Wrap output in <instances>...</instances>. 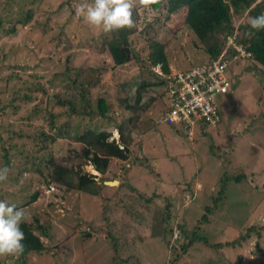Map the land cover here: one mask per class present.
I'll use <instances>...</instances> for the list:
<instances>
[{"label": "rangeland", "instance_id": "374dc122", "mask_svg": "<svg viewBox=\"0 0 264 264\" xmlns=\"http://www.w3.org/2000/svg\"><path fill=\"white\" fill-rule=\"evenodd\" d=\"M160 1L155 11L137 3L136 34L129 41L134 60L114 67L104 46L108 34L90 26L76 12L78 6L92 0H30L25 8L32 14L24 26L16 23L19 3L14 0L2 11L4 0H0V168L9 169L7 180L0 182V201L22 209L26 223L36 220L45 230V234L35 231L44 250L27 255L24 264H114L123 259L124 264H217L210 260V252L198 247L201 245H194L191 250L197 251H190L179 261L175 244L165 248L167 240L163 236L170 233L169 243L178 236L175 226L165 227L156 219L167 202L178 215L189 203L194 205L190 210L197 212L205 200L212 212L202 222L199 234L207 237L208 229L212 241L234 237L240 221L264 225L263 67L249 58L239 64L228 63L224 77L230 91L215 98L219 107L225 105L219 113L221 123L214 128L196 125L186 138L151 122L159 112V102L146 111L136 109L122 116L118 111L119 105L126 104L125 94L136 89L134 84L159 78L153 72L156 66L148 65L145 38L164 44L171 72L205 64L206 56L192 46L193 37L183 25L184 12L167 14L170 6ZM250 19L244 11L232 16V23L239 29L248 27ZM10 27L14 29L11 35L5 33ZM67 69L72 78L79 75V91L91 110L96 98L107 97L114 111L111 123L100 125L97 120L93 125L84 115L71 117L64 109L47 110L48 99L55 92L52 88H60V101L73 89L67 85ZM121 85L128 88L126 93ZM77 91H71L75 99H79ZM154 91L153 96H161V88ZM48 114L54 116L51 130ZM127 118L135 121L128 123ZM121 122L123 136L130 134L132 138L128 160L109 158L103 175L93 173V167L87 164L90 158L82 159L74 137L82 129L105 130L110 133L108 141L118 143L113 123ZM40 132L49 133V143L40 138ZM48 153L63 157L55 160L63 168L45 181L47 170L44 165L37 166V159ZM91 158L96 162V157ZM127 165L130 169L125 175L123 167ZM77 167L81 173L96 176L92 193L62 186L64 172L71 174ZM111 181H117V185H102ZM125 185L131 189V197L123 192ZM220 186L225 188L224 193L212 205L210 192L214 189L215 196ZM254 187L257 190L249 192ZM33 192L38 193L37 199L25 206ZM155 192L167 199L166 203L163 198H153ZM138 200L149 203L137 216V208L130 202ZM245 214L247 220L242 217ZM198 216L194 213L187 222ZM253 240L242 243L240 251H227L228 264H264V242L255 245ZM113 242L118 249H112ZM16 258L0 257V264H17Z\"/></svg>", "mask_w": 264, "mask_h": 264}, {"label": "trees", "instance_id": "16d2710c", "mask_svg": "<svg viewBox=\"0 0 264 264\" xmlns=\"http://www.w3.org/2000/svg\"><path fill=\"white\" fill-rule=\"evenodd\" d=\"M14 0H4V3L2 4L3 7L1 10L3 11L7 5H11ZM19 3L18 5V11L16 12V23L19 26H24L26 22L30 19L32 12L29 8H25L26 5L30 4V0H15ZM167 2V5H169V9H166L167 14H176L177 12L183 11L184 18H183V25L185 28L190 32V34L193 37V41L191 42L192 46L197 47L201 49L204 56L208 60L215 59L222 47H223V40L224 35H231L236 30V39H238V42L244 47L245 51L249 53V59L252 60L254 63L258 64L259 66L264 68V30L255 31L251 30L250 27L246 26L243 27L240 26L239 29L234 28V25L232 23V16H239L244 11H247V14L249 17L253 18L261 13H264V0H260L259 2L255 3L256 0H165ZM161 4L160 0H156L155 3H152L150 7H148L150 10L155 11L159 8ZM165 19H167V16H165ZM133 20L138 21V16L136 14V11H133ZM242 30H245V33L242 34ZM224 31V35L222 32ZM252 31L253 35L249 36L248 32ZM238 32V34H237ZM7 34L11 35L14 33L13 27H10L9 30H6ZM136 34V26L128 29H122L118 31H114L110 34H108L107 40L104 42L105 49L108 52V55L112 61V64L114 67H118L124 64L125 61V53L122 51V48H127L130 52L129 57H127V62L130 60H134L132 51L130 50V40H133V37H135ZM145 41H148V54H147V61L148 65L150 67L159 66L160 72L166 76L170 75V69H169V61L167 59V56L165 54V47L164 44L153 40L151 38H145ZM239 62H242L241 60H238ZM247 61V60H246ZM196 67V64L189 66L188 68L184 69L183 71H188L191 68ZM65 73L67 76V85L68 87H72L71 91H77V95L79 99L73 98L71 91L69 94H67L68 98L65 100L59 99L60 96V90L58 88H52L55 90L51 100L48 99V111H53V109H64V112H67V116H86L89 118V122L95 124L97 120L99 121V124L102 125L103 123H111L114 119L112 116L114 111L110 107L109 103L107 102V97L100 96L96 98L94 101V110H91L90 105L88 102L85 101L84 96L81 91H79L82 87V83L79 82V75H75L72 78L71 72L67 69ZM136 85L135 90H131V93L127 94L128 88L126 86L121 85V90L125 92L126 96L123 98L124 101H126L125 106L119 105V112L122 115L125 114V112L129 111H146L148 108L152 107V105L156 103L161 104L160 111L162 112L165 109L167 98L168 97V91L165 89V80L162 78L154 79L153 81L148 80H142L139 83L134 84V87ZM58 86V85H57ZM67 87V88H68ZM77 88V89H75ZM127 88V89H126ZM158 88V90L161 88L160 95L161 96H153L152 94L155 93L154 89ZM60 89V88H59ZM165 97V98H164ZM54 104L50 106V102L53 101ZM128 101L129 105H128ZM217 104V102H216ZM220 104H217L218 108V114L221 113L220 109L225 108V105L219 107ZM81 108L82 111L78 112V109ZM116 113L117 115L119 114ZM160 112V113H161ZM137 115V114H136ZM220 117V115H219ZM54 116L52 114H48V126L51 130L53 128L54 123ZM132 121H135V118H127L126 122L132 123ZM221 123V117L219 124ZM118 124V123H117ZM113 123V127H115L116 133L119 137V142L115 143L114 141H108L109 139V132L104 131H98L93 132L92 130L82 129V132L74 137L76 139L75 142H77L80 145L79 154H81V157L83 160H89L90 166L93 167L94 171L98 174H103V171L106 169L107 160L109 158L118 159L119 161H127L128 155H129V142H131L132 138L130 134H126L123 136L122 130L124 128V123L121 122L120 124ZM218 124V125H219ZM204 126V125H199ZM168 127L169 133H175L179 136H184L186 138V130L183 128V125L179 126H166ZM49 133L40 132V138H45L44 140L49 143L50 142V136ZM48 136V137H47ZM53 142V141H52ZM121 147V149H120ZM43 150V149H42ZM41 151V150H39ZM78 152V150L75 152V154ZM92 155L95 158V161L93 160ZM56 159L61 160V158H54L52 154L48 153L45 154V157H40L37 159L38 164L37 166L44 165L45 169L47 170V174L45 175V181L46 179H52L54 176L59 174L60 170L59 168H63V166L57 164L55 161ZM77 159V157H76ZM4 162L7 163V158H4ZM96 163V166H95ZM30 167H34V164L31 163ZM65 170H68L64 168ZM123 171L125 172V175L128 174L126 172L130 169V167L127 165L125 168L123 167ZM96 176L88 175L87 173H81V170L77 167L75 171L70 172H64L62 175V186H65L67 190L72 191L75 189L76 191L81 192H87L88 194L91 192V187L93 188V185L96 183ZM60 182V183H61ZM126 183V181H124ZM222 183H226V181L223 179ZM123 192L126 191L131 197V189L127 188L126 185L123 186ZM225 188L223 186H220L215 189V196L214 198L213 191L210 192V198L208 199L209 202H211L212 205L216 204L217 199L222 196L224 193ZM256 187L253 189H250L249 192L256 191ZM156 195H152L153 198L162 199L163 197L155 192ZM38 193L33 192L31 196L28 197V199L25 201V206L35 202L37 199ZM139 198V197H138ZM141 194V199H143ZM122 200V199H119ZM167 199L163 198V202L166 203ZM191 202V201H190ZM259 202L258 200L254 201ZM131 205L135 206L137 208V216L141 215L142 209L144 208L145 204L149 203L148 201L140 202L133 201L130 202ZM186 205L183 207L180 211V215L173 214L172 212V205L171 203H166L164 212L163 209L160 210V214L156 217V219H160V223L164 225L165 227H173L175 226L178 229V236L175 238L174 241L169 243V235L163 236L167 242L165 243V248L171 249L173 245L174 249L178 247L176 252V260L179 261L183 257L187 256L190 251L194 250L197 251V249L191 248L194 245H201L198 246L202 249L203 252H210V260L215 261L217 264H228L231 262L226 255H228L227 251H231L235 248H238L239 251L242 247V243L248 242L252 239H254V243L259 244L260 242H264V225H258V224H249L247 225L244 221H240L237 229L235 228L236 235L232 238L223 239L222 241H212L210 235H208V229H206V235L201 236L199 233L201 232L202 228V222L206 219V216L210 215L212 212V209L207 207L205 204V200H203L200 205L197 212H192L190 210V207L192 208L194 205L193 203L190 205ZM201 204H205L202 206ZM252 207L251 205H248V208ZM247 208V209H248ZM211 209V210H210ZM187 210H190V212L183 216L184 213ZM202 211V214L199 211ZM250 212V210H249ZM248 212V214H249ZM194 213L199 214L198 217L194 218V221L192 222L188 221V218H190ZM204 213V214H203ZM203 215V216H202ZM202 216V217H201ZM184 217L185 220H184ZM201 217V218H200ZM244 217V220L248 219L247 214L242 215ZM200 218V219H198ZM187 219V220H186ZM198 219V220H197ZM21 229L23 230L25 234V240L23 241V244L25 245L23 254L17 256L14 262L22 263L24 264L25 257L29 254L34 253H40L44 250V246L39 238V236L35 233V231L40 230L41 233L45 234V230L37 223L36 220H34L31 223H22L20 225ZM226 229L224 228L223 231ZM234 232V231H233ZM223 232L220 233L222 235ZM163 238V241H164ZM113 250L118 249V246L116 242H113L111 245ZM200 251V250H199ZM117 259V258H115ZM225 259V261H224ZM208 261V260H207ZM126 262V259L116 261L114 264H124ZM17 263V264H18ZM174 263V261H173ZM206 262H204L205 264Z\"/></svg>", "mask_w": 264, "mask_h": 264}, {"label": "built area", "instance_id": "2783aa9c", "mask_svg": "<svg viewBox=\"0 0 264 264\" xmlns=\"http://www.w3.org/2000/svg\"><path fill=\"white\" fill-rule=\"evenodd\" d=\"M248 56L234 36L226 35L225 45L215 59H206L204 65L188 71L172 73L166 79L167 103L157 117L158 122L174 127L183 125L187 136L193 134L196 125L216 127L220 117L215 98L230 91L224 77L227 65Z\"/></svg>", "mask_w": 264, "mask_h": 264}, {"label": "clouds", "instance_id": "9594fccd", "mask_svg": "<svg viewBox=\"0 0 264 264\" xmlns=\"http://www.w3.org/2000/svg\"><path fill=\"white\" fill-rule=\"evenodd\" d=\"M155 2L156 0H92L91 3H84L78 6L76 12L78 16L82 15L90 26L101 29V31L107 35L114 31L135 27L133 10L137 3L143 7H150V5ZM249 27L251 30L255 31L264 30V13L251 18ZM248 35H253V32L249 31ZM225 36L226 35H224V39L222 38L224 41L223 46L225 45ZM231 36H234L235 42L244 49L238 42V39H236V33L233 32ZM248 57L240 60L243 61ZM239 63L238 61L235 64ZM199 65L200 64H196V66ZM153 72H155L159 78L165 80V85L167 83V77L174 73L170 71L169 76H164L160 72L159 66H156V70ZM93 172L95 171L93 170ZM8 173L9 169L7 167L0 168V182L7 180ZM25 222V213L22 209H16L14 205H9L0 201V257L19 256L23 254L25 248L23 244L25 234L20 225Z\"/></svg>", "mask_w": 264, "mask_h": 264}, {"label": "crops", "instance_id": "0c3cea01", "mask_svg": "<svg viewBox=\"0 0 264 264\" xmlns=\"http://www.w3.org/2000/svg\"><path fill=\"white\" fill-rule=\"evenodd\" d=\"M152 107H154V104L152 105ZM160 108H161V104L159 105V112H158V114L156 115V116H154V117H152V123L154 124V125H164V124H162V123H160V122H158V120H157V117H158V115L160 114ZM164 126H166V125H164ZM117 134V133H116ZM94 173V172H93ZM96 174H98V173H96ZM103 175V174H102ZM116 183H117V181H116ZM103 186H106V185H104V184H102Z\"/></svg>", "mask_w": 264, "mask_h": 264}, {"label": "water", "instance_id": "95a60500", "mask_svg": "<svg viewBox=\"0 0 264 264\" xmlns=\"http://www.w3.org/2000/svg\"><path fill=\"white\" fill-rule=\"evenodd\" d=\"M122 51L125 53V61L124 63L127 62V57H128V49L127 48H122ZM116 181H111V182H103L104 185L106 186H113V184H115Z\"/></svg>", "mask_w": 264, "mask_h": 264}, {"label": "bare ground", "instance_id": "6f19581e", "mask_svg": "<svg viewBox=\"0 0 264 264\" xmlns=\"http://www.w3.org/2000/svg\"><path fill=\"white\" fill-rule=\"evenodd\" d=\"M113 185H117V183L113 184Z\"/></svg>", "mask_w": 264, "mask_h": 264}]
</instances>
